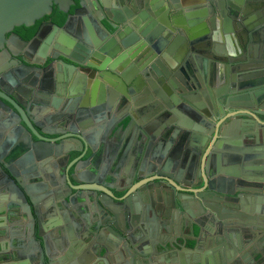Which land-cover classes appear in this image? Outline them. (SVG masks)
I'll use <instances>...</instances> for the list:
<instances>
[{
	"label": "water",
	"instance_id": "1",
	"mask_svg": "<svg viewBox=\"0 0 264 264\" xmlns=\"http://www.w3.org/2000/svg\"><path fill=\"white\" fill-rule=\"evenodd\" d=\"M180 1L171 0L173 3L171 8L169 9L168 6L163 7L160 13H158V19H150L148 14L143 13V19L149 18L147 23L141 25V21L136 20L135 24L129 25L126 23L125 15L121 10L113 9L111 11L112 2L109 0H81L79 8L72 14L70 13V9L75 4L73 0H0V51L3 52L0 54V61H4L9 57V54L3 49L6 42V34L15 27L22 25L26 27L34 26L38 20L50 15L53 12L54 6H57L62 13L67 14V19L63 27H53V32L46 40L47 43L42 44L38 48L34 60L36 66H40L45 62L48 52L52 48L59 49L62 57L75 61L77 49L71 52L65 46L68 48L74 47V42L70 39L68 32L75 28L81 21L83 22L86 35L90 36L95 44L101 42L96 38V32L102 38H105V36L109 37V40L106 41L107 43L104 46L100 45L99 48L103 53L110 55H113L112 44H115L116 52L120 51V47L117 45L116 37L109 32L104 22L111 28L117 29L115 33H117L119 38H123L126 34L135 35V28L138 27V31L145 36L147 35V39L150 41L156 38L163 39L164 37H159V35L170 36L171 33H176L180 29L182 31L179 33L180 36L185 32L188 33L189 37L192 34L197 38L196 41L204 40L201 41L204 44L200 45L209 47L210 50L208 51L211 52L209 54L210 58L220 60L219 57L221 55L226 56L225 54L227 53L228 59H223V62L235 64V67L239 66V74L229 76L231 83L228 82L225 85L227 92L231 91V94L227 98H221L222 101L220 102L224 104L225 108L227 107L224 111L221 110L220 113H216L214 110H211L213 108V102H211L209 95H205V101L199 96L195 97L197 100L192 99L193 97L188 95L182 97L175 90L179 89L185 93V89L177 85H173V88H171L162 79L160 82L163 83L164 93H161V97L159 96L161 102L158 103L152 97L148 98L146 108L142 111L143 113H138L142 117V120L137 115V110H133L121 118L116 117L110 129L107 128V131H111V128L113 131L116 127L114 126L115 123H121L124 120L128 121L124 129V135L117 143H113V140H110L109 136L107 137V135L100 133L105 130L103 125L100 124L97 127H93L91 124L86 125V122H91V119L88 116L89 112L82 109V116L80 118L81 124H83V135L78 137V143L81 148L77 149L74 142L70 140L48 142L42 139V136L37 133L35 127H42L43 124L29 119V107L27 101L20 94V91H18L19 93L17 91L10 93L7 89L0 87V107L12 116L13 119L11 121L20 131L18 147H33L36 152V156L33 154L34 151H31L23 155L20 159V165L29 166L27 168L28 171L35 170L37 166L35 163L36 157L39 158L44 154H52L57 157L66 154L69 159L72 152H80L83 150L86 152L88 149L96 152L100 139L104 142L108 138L114 149V155L119 150H123L120 155L122 157L119 158L120 162L124 161L125 154L128 152L131 156L129 159L130 164L135 163L137 168L141 167L137 173L133 174L134 177L137 175L138 179H141L144 175L146 176L144 167L149 163L155 173L153 180H170L175 187L176 193L171 202L164 201L169 208L163 214V218H168L171 210H177L178 218L183 217L182 219L187 222H184L186 226L183 225L188 228L190 236L195 240V248H202L201 242L204 241V233L211 230L210 227L214 226V224L218 225L220 238L214 239L212 244L215 254H218L214 264H241L239 263V255L243 259L257 256L261 263L264 264V0H183L188 4H192L190 2H193V6L184 8V14L182 12V16L177 19V15L179 16L177 10H180ZM216 13L224 16L226 19L224 23L217 21L215 17ZM245 28H247V31ZM42 29H40L38 36L48 32L50 27L43 29L44 31ZM259 33L262 38L259 37ZM54 34H57L56 39L59 42L57 44H52ZM248 34L250 35L249 39ZM239 40H242V46L239 44ZM221 42H225V47L221 46ZM30 45L31 43L21 41V50L23 49L24 51ZM123 45L125 47L129 44L123 40ZM176 48L177 41L168 51L174 53ZM79 49L85 52L90 51L82 45L79 46ZM23 51V54H19V61L23 63L26 69L21 68L19 71L22 77V84L19 87L28 89L27 84L33 83L28 77L30 76L31 78L30 72H39L41 70L37 67L31 68L26 64L28 60L25 57L29 55ZM186 53L187 47L184 44L175 58L167 57L171 67L184 72V76H182L189 80L184 79L183 84L185 88H190L189 86L193 85V81L197 82L194 77L195 75L199 77V73L197 72L196 66L191 67L186 61L189 60ZM58 56L59 54L57 53L52 54L53 59ZM96 56L103 58L99 54ZM133 56H135V53ZM121 60L129 61L127 56L122 54L114 61L106 58L105 62L100 66L97 65L98 61L96 62L97 64L89 65L100 68V71H102L100 76L117 79L121 85L123 84L120 87L124 88L125 82L130 83V73L133 74L137 70L132 66L130 70L122 71L118 67ZM192 60L189 61L191 62ZM61 65L71 71L75 70L74 66L65 62H62ZM5 66L0 68V72L6 70ZM150 67L160 74L155 64L150 65ZM161 67H164L163 69L167 72L166 66L161 64ZM148 71V68L144 70L145 73L150 75L148 77H151L152 73ZM224 75L225 73L222 72L221 77H224ZM36 76H39V74L37 73ZM190 76L193 78H190ZM106 81L113 83L109 79H106ZM138 81L141 83L142 80L138 79ZM150 82L153 83L154 81L150 80ZM88 85L86 83L81 84L82 91L85 92L84 100L81 104L83 107L89 104V91L86 90ZM104 85V83L96 81L91 86L93 88V94L100 88L99 103H103ZM110 94V97L114 100L116 96L115 91L112 90ZM221 94L218 91L217 95L219 97H221ZM95 101V99L92 100V105L96 104ZM158 114L160 116L157 117ZM156 117L161 122L163 139L158 145L155 144V151L150 155V150L154 144L153 142H155V138L157 137V135H150L152 130L158 125V122L155 120ZM95 118L97 122L101 123L104 116L103 114H97ZM148 122H152L153 125H148ZM257 126H261L263 129L260 131ZM89 127H92L90 131L88 130ZM137 128H139L138 136L142 137L147 135L150 141L146 148L147 150H145V147L142 149L141 145L138 147V150L140 151L142 149V151H133L132 153L128 148L133 144V139L125 142V138L132 129L136 130ZM86 129L88 132H86ZM32 134L41 142H35ZM181 135L183 136L181 141L176 143L175 138H179ZM116 136L118 135L116 134ZM186 137H189V143L185 146L182 139ZM208 139H210L211 143L205 147ZM242 140H249L256 143L255 146L250 145L246 148L249 155L245 157L239 156L236 153V150L238 151V147L242 144ZM160 145L164 146L163 152L159 149ZM171 148H173L174 153H172L171 157L166 156ZM231 150H235V154L231 153ZM181 153L192 155V160L189 164L187 163L188 165L172 168L170 166L171 163L175 162V157H179ZM222 153L225 156V161L229 165V168L235 165V167L230 168L227 172H222L220 169ZM201 154L202 159L200 158ZM93 157L96 159V154H93ZM171 158H174V161ZM0 160H2L1 151ZM187 160L188 158L185 159V161ZM89 162L90 159L84 163L87 165ZM236 163L238 166L241 163V169L238 171L236 170ZM86 173L84 172L83 174ZM18 177L19 172L16 171L12 164L5 166V168L0 166V186L6 187L8 185L12 192V198L14 199L9 201V206L13 203L19 206L22 210L21 212L29 219L32 241L35 237L41 240L43 238L45 239L43 232L44 225L40 223L35 228V214L38 215L39 213L37 211L39 208L36 202L37 198L30 195L31 203L29 202L26 194L29 191L26 190L25 184L21 183ZM73 178L76 182H80L78 177L73 176ZM195 179H197L196 182ZM83 181L86 183L85 179ZM140 186L141 183L131 186L130 190L124 196L125 199L118 203L117 206L113 205V199H110L106 195L96 198V193L94 195L95 206L102 214L105 213L108 218H111L108 214L116 217V211L126 206L131 200L132 197L127 195ZM88 187L90 186H84V188ZM135 195L142 197L141 192H135ZM55 197L64 199L65 196L57 190ZM4 198L5 200L8 199L7 196H4ZM75 200V198H71L70 201L74 202ZM158 201L157 207L161 211L163 209V198H158ZM64 202L68 205L67 200H64ZM31 204L35 206V211L32 209ZM153 206H155V202L151 197V206H147L145 212L152 211ZM153 214L150 222L156 225L160 224L161 228L166 232H174L180 227V223L175 224L173 222L174 219L171 223L165 224V222L162 223L160 221L162 218L159 214L157 215L154 211ZM247 218L252 219L248 220ZM135 219L137 222H133L134 227L132 228L123 227L116 221L108 226V231L114 236L113 238L123 240L125 243L124 247L126 245V249L131 254L133 247L128 245L126 239L130 236L129 233L132 229L137 228L141 232H148L151 234V237L155 233L154 238H158L157 234L161 230L160 227H155L156 230H154L147 225L145 228H142L140 227V217H135ZM207 219L209 221L208 224L205 221ZM6 220V216L0 217V222ZM97 225L98 227L101 226L99 223ZM1 227H5V223H1ZM4 230L7 234L9 233V229ZM196 230L197 234H195ZM224 231L225 233L227 231L232 232V234L230 233L232 237L230 239L224 238L221 234ZM142 235L141 246L144 240L151 243L152 247L156 244L160 245L158 240L154 239L152 241L149 235L145 237V233ZM188 238L190 237H187L183 243V246L187 249L186 242ZM161 240L162 247H159L160 252L163 253L167 250L169 251L171 248H177L174 238H171L172 244L166 247H164L163 243L165 239L162 238ZM4 243L5 240L1 239L2 248L4 247ZM39 244L41 246V243ZM144 244H146L144 247L148 245L147 243ZM110 247L112 248V246ZM113 247H115L114 244ZM195 248L192 249L194 250ZM103 250L107 251L108 247L103 245ZM138 251L139 254L136 255L137 261L134 259L133 262L131 259V261L120 263L121 261L116 260L113 264H137L138 262L150 264L151 261L153 262L155 260V257L150 258V256L153 257L150 247H146L144 250L141 247L138 248ZM165 254V264H176L174 258L171 259L168 257L169 252ZM120 256L122 257L121 251ZM41 257L43 263V253ZM81 262L88 264L85 260H81ZM188 262V264H193V262L194 264H210L206 263L204 259L194 256Z\"/></svg>",
	"mask_w": 264,
	"mask_h": 264
},
{
	"label": "flooded vegetation",
	"instance_id": "2",
	"mask_svg": "<svg viewBox=\"0 0 264 264\" xmlns=\"http://www.w3.org/2000/svg\"><path fill=\"white\" fill-rule=\"evenodd\" d=\"M73 1L75 4L71 6V14L79 8L81 0ZM109 1L112 2L111 11L113 9L121 10L125 15L126 23L129 25L135 24L136 20H140L142 25L147 23L149 18L158 19V13H160L163 7L168 6L170 9L173 5L171 0H122L123 3H121V0ZM180 2V10L176 9L179 14V16L177 15V19L182 16V12L184 14V8L193 6V2H190L192 4H188L183 0ZM57 10L59 11L58 7L54 6L53 12L50 15L44 16L36 22L35 25L38 26V30L33 35H30V31L28 30V28L31 27L23 25L15 27L12 31L7 33L3 49L9 54V57L4 61H0V68L6 65V70L0 72V87H2V89H7L10 93H15L16 91L19 93L18 91H20V94L23 99L27 101L29 107V119L43 124L42 127L35 125V130L45 141L52 142L58 140V142H61L63 140H70L74 142L77 149H80L81 146L78 143V137L83 135V124H81L80 118L83 109L89 112L88 116L91 119V122H86V125L91 124L93 127H97L100 124L103 125L105 130L100 133L102 135H107V137L109 136V139L113 140V143H117L124 135V129L128 121L124 120L121 123H115L114 126L116 127L113 131L112 128L111 131H107V128L110 129L116 117L121 118L129 111L137 110L136 112L139 116L140 114L138 113H143L142 111L146 108V101L150 97L157 100L158 103L161 102V93H164L163 83L160 82L162 79H164V83L171 88H173V85H177L185 89V93L181 92L179 89L175 90L176 93L182 97L188 95L192 96V99L197 100L195 97L199 96L201 99L205 100V95H209L211 102H213V108L211 110H214L216 113H220L221 110L224 111L227 109L220 101H222L221 98H227L228 95L230 96L231 91L227 92L225 85L228 84V82L231 83V81H229V76H235L237 73L239 74V66L235 67V64L223 62V59H228L227 53L225 54L226 56L221 55V57H219L220 60L210 58L209 54H211V52L208 51L210 50L209 47L200 45L204 44L201 42L204 40L196 41L197 38L192 34H190L189 37L188 33L184 31L180 36L179 33L182 32L180 29L176 33H171L170 36L159 35V37H164L163 39L156 38L150 41L147 39V35L145 36L138 31V27L135 28V35L126 34L123 38H119L117 33H115L117 29L111 28L104 22L105 27L116 37L117 45L120 47V51L116 52L115 44H112L113 55H110L108 53H103L99 48L100 45L104 46L107 43L106 41L109 40V37L105 36V38H102L100 34L96 32L95 36L101 42L95 44L94 40L86 35L83 22L81 21L75 28L68 32L70 39L74 42V47L68 48L65 46V48L69 49L71 52L77 49L75 61L62 57L59 49L52 48L48 52L45 62L40 66H36L34 60L38 48H40L42 44L47 43L46 40L53 32V27L61 28L66 22L67 14H65V20L62 21ZM143 13L148 14L149 18L143 19ZM221 16L222 15L219 13L215 14L218 22L219 19H222V17L224 18V16ZM48 27H50L48 32L38 36L41 28L46 29ZM246 29L247 28H245V30ZM54 35L52 44H57L59 43L56 39L57 34ZM37 36L38 38L36 39ZM259 37L262 38L260 33ZM249 38L250 35L248 34V39ZM123 40L129 45L124 47ZM205 40L207 41V39ZM21 41L31 43V45L24 50L29 55L25 57L28 62L24 63L31 68L37 67L41 70L39 72H30L31 78L30 76L28 77L33 83L27 84L28 89L19 87V85L22 84L21 72L19 71L21 68L26 69L23 63L19 61V54H23V49L21 50ZM176 41L177 48L174 53H170L168 50ZM241 41L239 40V44L242 46L243 44ZM224 43L225 42H221V46L225 47ZM184 44H186L187 47V58L189 60L193 59L191 62L189 60L186 61L191 67L196 66L197 72L199 73V77H197V75L194 77L197 82L193 81V85L189 86L190 88H185L183 84L184 79L187 81L189 80L183 77L184 72L171 67L167 57L175 58ZM81 45L87 47L90 51L85 52L79 49ZM2 53L3 52L0 51V54ZM53 53H57L59 56L53 59ZM134 53L135 56H133ZM97 54L103 56V58H98L96 56ZM122 54L126 55L129 61L121 60L118 67L124 72L130 70L132 66L137 70L133 74L130 73V83L125 82L124 88L120 87L123 84L121 85L117 79L100 76L102 73L100 68L89 65L97 64L96 62L98 61L97 65L100 66L105 62L106 58H110L111 61H114ZM62 62L74 66L75 70L71 71L63 67L61 65ZM152 64L156 65V69L160 74L150 67ZM161 64L166 66L167 72L163 69L164 67H161ZM146 68L151 71V77H148L150 75L144 72ZM222 72L225 73L224 77H221ZM37 73L39 76H36ZM112 73L116 76L114 72ZM43 75L45 76L43 77ZM148 78L154 82L151 83ZM190 78L193 77L190 76ZM106 79H109L113 83H109ZM138 79L142 80L141 83ZM96 81L105 84L102 98L103 103H99L98 101L100 99V88L93 94V88L91 86L95 84ZM83 83L87 85L90 84L86 88V90L89 91V104L84 107L81 106L85 96V92H83L81 88V84ZM112 90L116 93L114 100L110 97ZM218 91L222 93L221 97L217 95ZM94 99L96 100V104L92 105V100ZM97 114H103L104 116L101 123L96 121L95 115ZM158 116L160 115L158 114L157 117ZM157 117L155 120L158 122V125L150 133L152 136L157 135L155 142H153V148L150 150V155L155 151V144L158 145L163 139L161 122ZM139 118L142 120L141 116H139ZM11 119H13L12 116L0 107V151L2 155L0 166L5 168V166L12 164L16 171L19 172L18 178L21 183L25 184L26 190L29 191V193H26L29 202L30 195L37 198L36 202L39 207L37 211L39 213L38 215L35 214V228L39 226L40 223L44 225L43 232L45 234V239L43 238L41 240L35 237L36 240L34 239L32 241L29 219L21 212L22 210L19 206L14 203L9 206V201L14 200L9 186H0V217H7L6 221L0 222V224L5 223V227L0 228V264H83L81 260L87 261L88 264H113L115 263L114 258L120 257V251L121 254L125 256L124 250L126 247V245L124 247L125 243L123 240L114 239V236L108 231V226L114 221L123 227L132 228L134 227L133 222H137L135 217H140V227L145 228L147 225L156 230L155 227L161 228V226L160 224L156 225L150 222L154 215V211L157 215L159 214L161 216L162 220L160 221L162 223H171L174 219L173 222L175 224L180 223V227L186 226V220L182 219L183 217L178 218L177 210H171L170 216L165 219L163 218V214L167 212V208H169L164 201L167 200L171 202L176 193L175 187L170 180H153L155 173L153 167L149 163L144 167L146 176L144 175L141 179H138L137 175L134 177L133 174L137 173L141 167L137 168L135 163L130 164L129 159L131 156L128 152L125 154L124 161L120 162L119 158L122 157H120V155L123 150H119L114 155V149L108 138L106 141L104 140V142L100 139L96 152H92L89 149L86 152L84 150L72 152L69 159L66 154L58 157L52 154H44L39 158L36 157L35 163L37 166L35 170L28 171L27 168L29 166L20 165V159L23 155L31 151H34L33 154L36 156V152L33 147H18L20 131L16 128V125ZM148 125H153V123L148 122ZM91 129L92 127L88 128L89 131ZM138 131L139 128L136 130L132 129L125 138V142H129V140L133 139V144L128 148L132 153L133 151L138 152V147L141 145L142 149L145 147V150H147L146 148L150 141L147 135L139 137ZM86 132H88L87 129ZM116 134L118 136H116ZM182 137L181 135L179 138H175V142L178 143L181 141ZM33 139L35 142H41L38 141L39 139L35 135H33ZM182 140L185 146L189 143V137L183 138ZM210 143L211 141L208 139L205 147ZM142 149L140 151H142ZM160 150L163 152V149ZM172 153H174L173 148H171L166 156L171 157ZM93 154H96V159L93 157ZM186 158H188L187 161H185ZM192 158V155L181 153L179 157H175V162H172L170 166L176 168L188 165ZM200 158L202 159V154ZM89 159L90 162L86 165L84 162ZM171 159L174 161V158ZM84 172L87 173L83 174ZM73 176L78 177L80 182H76ZM83 179L86 180V183ZM196 180L197 179H195V182ZM137 183H141V186L131 191L129 193L130 195H127L132 198L126 206L116 211V217L108 214L111 217L108 218L105 213L102 214L95 206L94 195H96V193V198L106 195L110 199H113V205L117 206L118 203L125 199L124 196L130 190L131 186ZM85 185H89L90 187L84 188ZM57 190L65 196L64 199L55 197ZM135 192H141L142 197L135 195ZM4 196H7L8 199L5 200L6 197L4 198ZM151 197L155 202V206L152 207V211L146 213V207L151 206ZM71 198H75L76 200L71 202ZM158 198H163V209L161 211H159L157 207L159 203ZM64 200L68 201V205ZM31 207L35 211L36 208L33 204H31ZM5 208L7 210L6 212ZM179 219L181 220L177 222ZM205 221H207L206 223L208 224V219ZM98 223L101 226L98 227ZM3 228L9 229V233L7 234ZM186 229L188 230V228ZM162 230L164 229L161 228L160 232ZM143 233H147L152 241L154 239L158 240V243H160V245L156 244L158 247L162 246V238L165 239L163 241L164 247L172 244L171 238H174L177 247L182 246L186 241L184 240L180 243V241L172 235L173 232L165 231L162 235L160 233L157 234L158 238H154L155 233L153 237H151V234L148 232H141L137 228L132 229L129 233L130 236H128L129 239L127 238L126 240L128 241V245L133 247V249L131 248V252H133V256L135 257L139 254L138 248L142 247L140 243ZM188 237H191L190 233ZM1 239L5 240L3 248ZM39 243H41V246ZM113 244L115 247H113ZM103 245L108 247L107 251L103 250ZM110 246H112V248ZM87 250H90L93 254L92 261H90L91 255L87 253ZM167 252L171 255L170 249L169 251L167 250ZM42 253L44 255L43 263L41 261ZM93 257L95 259H93ZM150 258H154V256H150ZM115 259L121 261L120 263L126 261L122 259V257Z\"/></svg>",
	"mask_w": 264,
	"mask_h": 264
},
{
	"label": "crops",
	"instance_id": "3",
	"mask_svg": "<svg viewBox=\"0 0 264 264\" xmlns=\"http://www.w3.org/2000/svg\"><path fill=\"white\" fill-rule=\"evenodd\" d=\"M226 19L222 17V19H219V22L220 23H224ZM205 101V100H203ZM258 129L261 131L263 128L261 126H257ZM250 145H256L255 142L253 141H249V140H242V144L241 146H239V150L237 151L236 150V153L237 155L239 156H242V157H245L246 155H249V152L248 150H246V148ZM164 146L160 145L159 146V149H163ZM231 153H234L235 154V150H231ZM220 169L222 172L229 170L230 168L232 167H235V165H233L232 167L229 168V165L226 164V161H225V156L223 155V153L221 154V162H220ZM241 169V163L240 165L238 166L237 163H236V170H240ZM232 170V169H231ZM240 173V171H239ZM226 175V174H225ZM255 213V212H254ZM248 220L252 219V218H247ZM211 230L209 231H206L204 233L205 235V238H204V241L201 242L202 244V248H195L196 247V242L195 240L193 239V237H190L187 239V246H188V249L185 248L183 245L182 246H179L177 248H171L170 249V253L172 254L169 255L168 257L175 260L176 264H188V260H191L194 257L196 258H201V259H204L206 261V263H210V264H214L215 263V259L217 257L218 254H215L214 252V246H212L213 244V241L214 239H217V238H220V234L218 232V225L214 224V226H211L210 227ZM163 233H165V230H162L160 232V234L162 235ZM230 233L232 234V232H226L225 231L223 233H221L223 235L224 238L226 239H230L232 236L230 235ZM188 230L185 228V227H179L177 228L172 235L175 236V238H177L180 243L182 241H184L187 237H188ZM195 234H197V230L195 232ZM145 237H148V234L145 233ZM146 239V238H145ZM144 243H147L148 245L146 247H150V251L152 252L153 256L155 257V260L150 264H165V253L167 252H160L159 251V247L157 245L153 246L152 247V244L149 243V242H146V240H144L142 242V248L143 250L146 249V247H144L146 244ZM162 247V246H160ZM192 248H195L194 250ZM124 254L125 256L122 255V258L126 261H131V259L133 260L134 262V259L137 261V258L135 256H133V252L132 254H129L128 250L126 249L125 247V250H124ZM87 253L90 254L91 258H90V261H92V252L90 250H87ZM240 257V261L239 263L241 264H262L260 259H258L257 256H251L250 258L246 257V258H242L241 255H239ZM117 259L121 258V256L118 258V257H115ZM114 258V262L116 261V259ZM139 258V257H138ZM93 259H95L93 257ZM140 259V258H139ZM95 261V260H94ZM137 264H143V263H137ZM194 264V262H193Z\"/></svg>",
	"mask_w": 264,
	"mask_h": 264
},
{
	"label": "trees",
	"instance_id": "4",
	"mask_svg": "<svg viewBox=\"0 0 264 264\" xmlns=\"http://www.w3.org/2000/svg\"><path fill=\"white\" fill-rule=\"evenodd\" d=\"M57 13H58V15L60 16V18L62 19V21H64L65 18H66V15H65V14H62V13L59 12L58 10H57ZM28 30L30 31V35H33V34H35L36 31L38 30V26L35 25V26L31 27V28H28Z\"/></svg>",
	"mask_w": 264,
	"mask_h": 264
}]
</instances>
